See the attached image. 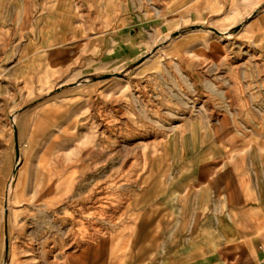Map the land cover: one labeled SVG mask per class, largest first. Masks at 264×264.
<instances>
[{
  "label": "rangeland",
  "instance_id": "obj_1",
  "mask_svg": "<svg viewBox=\"0 0 264 264\" xmlns=\"http://www.w3.org/2000/svg\"><path fill=\"white\" fill-rule=\"evenodd\" d=\"M264 0H0V264H264Z\"/></svg>",
  "mask_w": 264,
  "mask_h": 264
},
{
  "label": "crops",
  "instance_id": "obj_2",
  "mask_svg": "<svg viewBox=\"0 0 264 264\" xmlns=\"http://www.w3.org/2000/svg\"><path fill=\"white\" fill-rule=\"evenodd\" d=\"M258 243L261 247L260 253L264 257V229L260 232L258 236Z\"/></svg>",
  "mask_w": 264,
  "mask_h": 264
}]
</instances>
